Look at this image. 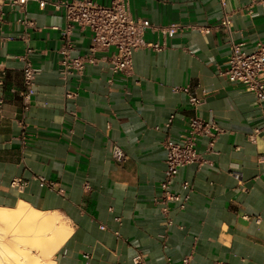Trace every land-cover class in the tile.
Returning a JSON list of instances; mask_svg holds the SVG:
<instances>
[{"label":"crops","instance_id":"1","mask_svg":"<svg viewBox=\"0 0 264 264\" xmlns=\"http://www.w3.org/2000/svg\"><path fill=\"white\" fill-rule=\"evenodd\" d=\"M252 1L225 0L223 7L221 0H129L135 19L187 29L167 38L147 31V42L166 47L138 52L130 76L110 70L103 59L110 50L99 53L102 61L87 66L82 76L66 80L58 72L65 11L52 5L40 9L36 0L26 14L5 9L0 209L24 205L60 220L55 239L67 237L46 262L135 264L140 255L142 264H182L186 258L189 264H264V104L221 74L232 43L249 54L264 42V9L255 4L249 14ZM225 14L231 18L230 35L197 29L218 25ZM72 40L76 55L88 53L89 30L76 28ZM27 48L40 72L25 112L21 57ZM66 92L77 95L66 98ZM193 93L204 100L198 108L189 104ZM195 116L216 123L222 133L213 153L206 138L199 140L201 163L181 169L173 185L189 195L186 206L171 203L164 213L154 202L166 168L164 142L183 139ZM256 130L261 133L253 141ZM114 144L126 154L122 163L111 157ZM16 179L26 187H14ZM22 227L39 233L43 246L53 249L46 230Z\"/></svg>","mask_w":264,"mask_h":264},{"label":"built area","instance_id":"2","mask_svg":"<svg viewBox=\"0 0 264 264\" xmlns=\"http://www.w3.org/2000/svg\"><path fill=\"white\" fill-rule=\"evenodd\" d=\"M32 0H0V25L4 23L5 9L7 7L26 14L27 5ZM40 9L47 5H52L55 9L65 11L66 27L62 30V45L58 51L60 60L58 72L62 79L66 80L70 76H82L84 70L89 65H97L100 61L99 53H106L113 50L107 60L110 70L114 74L130 76L133 73L134 57L144 49L162 51L165 44L159 42H147L145 35L147 31L158 33L164 38L172 37L182 33L185 29L180 24H170L167 26H157L149 20L135 19L130 11L129 0H110L108 5H101L92 0H72V1H46L36 0ZM225 7V0H221ZM261 4L264 9V0H253L248 11L252 14V6ZM23 24L29 22L22 20ZM87 29L91 32V45L85 55H76L72 40L74 30ZM202 33L208 34L212 30L224 29L231 34V18L225 14L218 25L209 28H197ZM33 51L27 48L26 53L21 57L23 62L22 74L24 78V90L22 98L24 101V111L30 108L32 89L40 70L34 67L31 60ZM229 82L238 83L246 90L253 93L259 104H264V42H259L252 53H245L242 44L232 43V52L229 57L228 68L221 73ZM4 74L0 75L2 84ZM76 93L66 92V98L76 97ZM204 100L196 93L190 94L189 104L193 108H198ZM2 102L0 101V108ZM174 115L170 116L167 127L173 122ZM222 130L214 122H207L200 117H193L188 124L186 136L179 141L166 140L164 146L167 150L166 168L164 177L160 184L159 195L154 199L155 204L159 205L162 212L169 211L171 203L177 209H184L189 199V195H181L173 190L181 169L186 166L201 163V156L197 152V145L200 139L206 138L208 142V152L213 153L215 144L221 135ZM261 130H256L251 139L256 140ZM111 157L116 163H122L126 159L124 150L114 144L111 150ZM14 187L23 189L27 182L21 179L13 181ZM184 188L191 190L188 182L182 184ZM85 188L90 189L89 184ZM135 264H142V258L138 255ZM182 264H189L186 258ZM215 264H228L216 262Z\"/></svg>","mask_w":264,"mask_h":264},{"label":"bare ground","instance_id":"3","mask_svg":"<svg viewBox=\"0 0 264 264\" xmlns=\"http://www.w3.org/2000/svg\"><path fill=\"white\" fill-rule=\"evenodd\" d=\"M33 210H30L28 207H25L24 205H21L17 209H10V210L0 209V224L11 223V221L15 217H18L19 219H23L26 223H28L30 225H33V226H35L38 229L42 228L43 230H46L47 231L46 236L47 235L48 236L46 237L45 241L47 243H50V244H48L49 246L50 245L54 246L53 249H50V251H49V249L46 250L47 257L50 258V256L53 255L54 252L63 244V242L65 241V239L67 237V235H66L67 233L66 234L64 233L66 236H64V238H62L60 241L57 242V240L55 239L56 238V233L55 232H56L57 228L60 226V220L57 219V218H54V216L53 217H45L44 215L39 214V213H37V212H35ZM13 228H15V227H13ZM34 235H35V233H34ZM20 241L21 240H19V238H18L17 243L20 242ZM15 242H16V240H15ZM22 243H23V241H22ZM12 245H9V246L11 247ZM20 245L21 244H18L17 246L19 247ZM3 246H4V243H3V241H1V243H0V264H34L35 260L31 256V254H29L28 252H27L28 255H23L22 254V257L19 258V259H17V257L15 256L14 259L9 260L11 257H6L4 254H2V251L4 250ZM13 246L16 249L18 248L16 246V244L13 245ZM22 247L25 250L27 249L24 246H22ZM33 250H35L34 247H30L29 251L32 252ZM24 252H26V251H24Z\"/></svg>","mask_w":264,"mask_h":264},{"label":"rangeland","instance_id":"4","mask_svg":"<svg viewBox=\"0 0 264 264\" xmlns=\"http://www.w3.org/2000/svg\"><path fill=\"white\" fill-rule=\"evenodd\" d=\"M22 225H30V224L26 223L23 219H19L18 217H15L11 221V223L0 224V243L1 241H3L4 243V246H3L4 250L2 251V254H4L6 257H11L9 260H12L15 258V256L17 257V259H19L22 257V254L28 255L29 253L35 260L34 264H49V262L48 263L46 262L48 260L46 250L49 249L50 251V247L45 248L43 246V244L41 243L40 235H38L39 233H36L34 231H29L28 228H25V227L23 228ZM55 233H57V230ZM32 237H35V241L33 239L32 241L30 240V238ZM18 238L19 240H21L20 241L21 243L20 242L17 243ZM12 244L13 245L16 244V246L18 244H21V245L19 247L17 246L18 248L16 249ZM31 244L33 245L32 247H34L35 249L32 252L29 251L30 250L29 245ZM9 245H12V246L10 247ZM22 246L26 247L27 249L25 250Z\"/></svg>","mask_w":264,"mask_h":264}]
</instances>
